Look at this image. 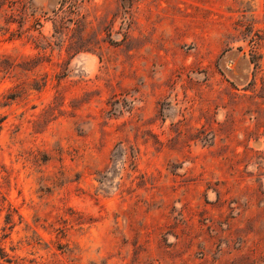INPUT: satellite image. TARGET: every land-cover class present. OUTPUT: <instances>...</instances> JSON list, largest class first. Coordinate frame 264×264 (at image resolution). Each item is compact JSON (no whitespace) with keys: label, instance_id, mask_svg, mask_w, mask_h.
<instances>
[{"label":"rangeland","instance_id":"374dc122","mask_svg":"<svg viewBox=\"0 0 264 264\" xmlns=\"http://www.w3.org/2000/svg\"><path fill=\"white\" fill-rule=\"evenodd\" d=\"M0 264H264V0H0Z\"/></svg>","mask_w":264,"mask_h":264}]
</instances>
